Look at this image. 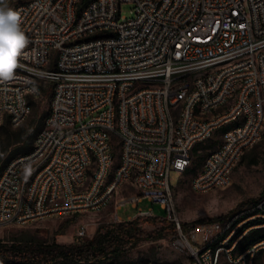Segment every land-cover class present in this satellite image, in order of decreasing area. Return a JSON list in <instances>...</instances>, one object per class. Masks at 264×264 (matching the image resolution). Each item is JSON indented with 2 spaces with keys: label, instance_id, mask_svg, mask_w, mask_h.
<instances>
[{
  "label": "built area",
  "instance_id": "2783aa9c",
  "mask_svg": "<svg viewBox=\"0 0 264 264\" xmlns=\"http://www.w3.org/2000/svg\"><path fill=\"white\" fill-rule=\"evenodd\" d=\"M0 0L19 13L28 45L0 82V126H21L51 89L33 149L0 175V227L101 212L124 187L115 223L162 218L188 264H252L264 236V196L224 220L183 223L172 172L191 171L196 147L218 134L191 180L230 185L264 134V0ZM133 5V17L121 14ZM145 200L160 204L143 209ZM131 204L128 220L117 210ZM90 235L83 224L76 242ZM173 264V263H170Z\"/></svg>",
  "mask_w": 264,
  "mask_h": 264
},
{
  "label": "rangeland",
  "instance_id": "374dc122",
  "mask_svg": "<svg viewBox=\"0 0 264 264\" xmlns=\"http://www.w3.org/2000/svg\"><path fill=\"white\" fill-rule=\"evenodd\" d=\"M132 9V4L124 3L121 6V14L130 19L133 17ZM50 91L51 89L46 88L41 96L33 99L32 112L21 126L13 128L7 120L0 126L2 144L7 141L8 133H6V129L9 128V135L12 138L16 137L22 128L25 129L22 132L28 136L40 126L42 121L45 122L50 107ZM219 138L216 134L213 139L204 144L201 152L195 155L191 171L185 172L182 176L177 172L171 174L172 183L177 184L175 194L180 217L186 226L194 225V222L199 219L209 221L221 216L231 217L264 196V134L262 139L242 156L233 171L229 186L206 193H197L192 189L191 180L193 175L201 166L208 149L217 144ZM23 143L11 145L2 160L10 157L17 148L24 145ZM136 192L138 191L134 188L124 187L115 195L112 203L101 212L47 219L26 226L0 227V238L4 241H10L22 234L29 233L42 240H56L59 243L71 244L76 241L77 232L83 224H88L90 232V235L86 238L92 237L99 227L118 224L114 222L113 218L118 201L128 194ZM140 206L143 209L152 206L157 216L165 215V211L160 204H153L145 200ZM136 212L137 209L132 207L131 204H126L117 210L118 215L125 221ZM133 221L135 229L142 233V240L135 247L128 248L125 252L124 258L130 264H188L187 253L174 248L171 244L170 238L173 230L167 220L162 218H137ZM61 227H64L62 234H57ZM164 227L167 228L163 230ZM161 229L164 236L155 238V233ZM260 229L263 230L264 234V228ZM247 236L248 234L240 242L238 252L251 244L250 238ZM252 264H264V251L253 258Z\"/></svg>",
  "mask_w": 264,
  "mask_h": 264
},
{
  "label": "trees",
  "instance_id": "16d2710c",
  "mask_svg": "<svg viewBox=\"0 0 264 264\" xmlns=\"http://www.w3.org/2000/svg\"><path fill=\"white\" fill-rule=\"evenodd\" d=\"M88 1L83 0V5ZM31 104L33 107V100ZM44 125L45 122L42 121L40 126L28 136L22 132L25 130L22 128L14 138L9 135V128L6 129L8 133L6 143L2 144L0 140V175L12 158L27 154L33 149L36 136ZM21 142H24V145L17 148L10 157L2 160L11 145ZM205 143L199 144L196 150L201 149ZM226 217L221 216L209 221L199 219L194 222V226L224 220ZM166 228L164 227L163 230ZM63 229L64 227H61L57 234H62ZM162 236H164L162 229L154 235L155 238ZM263 236L262 229L254 228L249 231L247 237L252 244ZM141 240L142 233L135 229L134 221L99 227L92 237L71 244L42 240L36 235L27 233L10 241L0 238V264H130L124 258V254L128 248L135 247Z\"/></svg>",
  "mask_w": 264,
  "mask_h": 264
},
{
  "label": "clouds",
  "instance_id": "9594fccd",
  "mask_svg": "<svg viewBox=\"0 0 264 264\" xmlns=\"http://www.w3.org/2000/svg\"><path fill=\"white\" fill-rule=\"evenodd\" d=\"M20 23L18 12L0 7V82L14 78L18 60L29 43Z\"/></svg>",
  "mask_w": 264,
  "mask_h": 264
}]
</instances>
